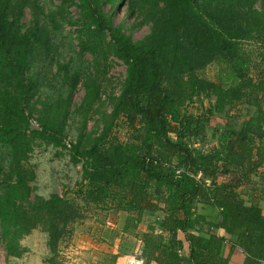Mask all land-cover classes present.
<instances>
[{
  "label": "trees",
  "instance_id": "16d2710c",
  "mask_svg": "<svg viewBox=\"0 0 264 264\" xmlns=\"http://www.w3.org/2000/svg\"><path fill=\"white\" fill-rule=\"evenodd\" d=\"M77 0H61V6ZM118 0H78L97 32H107L118 58L127 64L121 94L115 99L113 118L130 131L121 140L106 129L84 158L83 181L78 193L101 209L128 212L124 231L139 229L147 213H160L140 236L138 258L146 264H230L224 255L227 242L215 230L225 229L247 255L245 264L264 261L261 220L264 201V72L252 73V60L243 39L257 32L264 41V10L251 0H155L160 12L143 39L134 40L122 26H115L103 10L104 3ZM33 10V24L24 29L26 9ZM247 10V11H245ZM38 0H0V144L19 151L28 124L27 108L36 79L30 74L33 46L41 42ZM53 15V14H51ZM249 20L245 28L243 21ZM224 61L233 77L225 86L200 72L210 58ZM206 63V62H205ZM73 101L78 75L65 69ZM73 81V82H72ZM214 102L203 114L186 111L199 98ZM67 116L69 105L63 108ZM225 113L220 129L216 114ZM64 120V119H63ZM63 121L44 123L33 130L36 137L61 143ZM28 129V128H27ZM75 149V150H76ZM4 169L0 164V183ZM256 178V180H254ZM256 184L252 204L242 187ZM20 201L0 196V220L5 236L24 235L40 228L49 245L63 236L82 216L76 200L53 194L32 197L22 174L17 185ZM218 211V222L200 213V205ZM185 234L190 255L181 254ZM9 245V246H8ZM7 245L16 254L17 242Z\"/></svg>",
  "mask_w": 264,
  "mask_h": 264
},
{
  "label": "rangeland",
  "instance_id": "374dc122",
  "mask_svg": "<svg viewBox=\"0 0 264 264\" xmlns=\"http://www.w3.org/2000/svg\"><path fill=\"white\" fill-rule=\"evenodd\" d=\"M38 1L43 9L41 24L47 27L42 29L41 42L33 46L30 74L37 83L27 108L30 118L22 131L27 137L22 139L16 152L12 146L0 144V164L5 174L0 183V196L12 198L13 206L27 207L25 201H20L21 189L16 186L18 175L22 174L34 199L60 194L76 200L82 216L68 226H60L63 236L53 247L49 245L47 232L40 228L24 235L5 236L0 220V264H74L73 261L79 262L78 258L84 264H99L103 258L113 263L116 245L123 255L137 257L140 236L161 214L147 213L139 229L125 232L128 212L101 209L87 203L78 193L84 178V158L76 155L78 149L79 153L89 151L106 129L121 140L130 137L125 123L113 118L114 102L121 94L127 64L117 57L109 34L96 31L81 11L78 0L65 7H60L61 0ZM251 1L256 2L254 8L264 10V0ZM104 4L103 10L111 16L113 24L122 26L134 40L150 33L152 16L157 17L161 10L155 0H118ZM33 19V10L27 8L22 20L24 29L33 24ZM249 23L244 20V27L249 28ZM243 47L250 54L253 75H261L264 72L263 37L253 32L243 39ZM202 64L200 72L206 78L225 86L233 84L229 67L221 59L210 58ZM65 69L79 78L71 104L68 98L72 87L64 77ZM211 102L213 98L196 99L186 111L201 115ZM67 105L66 116L63 108ZM61 120L64 127L58 145L33 133L41 130L44 123L51 125ZM227 120L225 113L213 118L220 129L225 128ZM255 188L256 184H247L242 187V193L254 194ZM10 240L19 244L16 254H8Z\"/></svg>",
  "mask_w": 264,
  "mask_h": 264
},
{
  "label": "crops",
  "instance_id": "0c3cea01",
  "mask_svg": "<svg viewBox=\"0 0 264 264\" xmlns=\"http://www.w3.org/2000/svg\"><path fill=\"white\" fill-rule=\"evenodd\" d=\"M242 194H243L244 198L247 200V203L252 204L253 196L251 195V193H249V194L242 193ZM260 205L263 206V214H264V201H262ZM199 209H200V213L204 214L209 221H211V222H218L219 221L218 211L215 210L214 208L201 204ZM261 224H262V230H263V234H264V215L262 217ZM145 231H147V230H145ZM215 231L220 236L225 237L227 239V242H226L225 247H224V255L226 257L230 258V264H245L247 255L244 252L243 248L234 243L232 236L225 229L220 228V229H217ZM178 238L183 242V248L181 250V254L184 257H189L190 247H189L188 241L185 238V234L183 232H179ZM142 248H143V242L140 239L139 254L142 252ZM113 254H114V262L113 263H110L109 259L103 258V261L100 262L99 264H122V260L129 257V255H127V254L123 255V253H120L118 245L115 246V248L113 250ZM138 255H137V257H138ZM78 260H79V262L73 261L74 264H84V262H85L81 258H78ZM153 264H157V263H153ZM260 264H264V261H261Z\"/></svg>",
  "mask_w": 264,
  "mask_h": 264
},
{
  "label": "built area",
  "instance_id": "2783aa9c",
  "mask_svg": "<svg viewBox=\"0 0 264 264\" xmlns=\"http://www.w3.org/2000/svg\"><path fill=\"white\" fill-rule=\"evenodd\" d=\"M126 261H127L126 264H146L144 261L134 256H129V258Z\"/></svg>",
  "mask_w": 264,
  "mask_h": 264
}]
</instances>
